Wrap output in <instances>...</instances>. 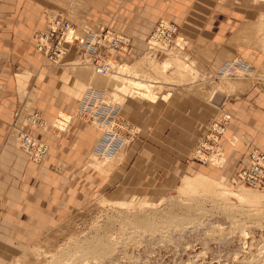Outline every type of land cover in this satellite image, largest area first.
Wrapping results in <instances>:
<instances>
[{
	"label": "crops",
	"instance_id": "0c3cea01",
	"mask_svg": "<svg viewBox=\"0 0 264 264\" xmlns=\"http://www.w3.org/2000/svg\"><path fill=\"white\" fill-rule=\"evenodd\" d=\"M262 1L0 0V260L32 246L88 199L99 196L103 188L108 191L117 178L90 166L89 156L101 137L93 127L74 122L71 131L59 137L43 130L35 132L51 146L47 161L41 165L31 162L12 138L20 127L17 113L21 110L29 115L42 113L50 126L60 117L75 114L88 92L68 67L84 58L74 47L66 46L63 67H53L36 51L31 36L36 30H47V11L64 13L81 37L103 27L130 36L134 54L129 62L146 52L158 23L168 21L178 26L187 56L214 73L238 56H251L244 45L232 46L230 40H253L258 23L251 21L264 10ZM245 28L250 30L243 34ZM224 103L218 114L191 95L162 100L154 109L127 102L124 118L134 131L131 157L124 163L127 179L148 177L156 167L187 171L212 168L195 160L194 153L217 115L231 117L227 136L237 140L235 146L226 144V163L217 168L222 174H235L245 164L242 157L250 149L264 152V95ZM22 129L27 131V125Z\"/></svg>",
	"mask_w": 264,
	"mask_h": 264
},
{
	"label": "rangeland",
	"instance_id": "374dc122",
	"mask_svg": "<svg viewBox=\"0 0 264 264\" xmlns=\"http://www.w3.org/2000/svg\"><path fill=\"white\" fill-rule=\"evenodd\" d=\"M54 16L66 17L57 10L47 11L46 25ZM251 22L259 27L253 40H230L232 46L244 45L249 57L238 56L211 73L193 62L186 49L156 53L158 56L144 52L128 65L122 58L123 66L111 76H116L115 82L111 77L97 79L100 92L107 103L121 109L123 117L131 101L154 109L162 100L191 95L219 114L223 102L264 95V10ZM37 32L42 31H34L31 40ZM140 58L143 62L134 66ZM166 59L188 66L190 76L182 78L175 64L172 66L176 68L166 73L157 69ZM172 69L177 72L174 74ZM138 82L159 87L154 92L157 103L149 101L155 99L136 87ZM27 113L20 111V127H16L12 138L33 162L18 134L24 124L29 126ZM74 122L78 121L73 119L71 125ZM58 127L57 122L46 125L43 131L59 137L65 132ZM131 141L126 140L114 159L99 156L94 150L89 156L90 166L102 175L116 174L113 187L105 192L103 188L99 196L88 199L43 238L22 248L19 255L0 260V264H264V189L236 185V173L226 176L215 166L196 171L156 167L148 177L127 179L124 163L131 157Z\"/></svg>",
	"mask_w": 264,
	"mask_h": 264
},
{
	"label": "built area",
	"instance_id": "2783aa9c",
	"mask_svg": "<svg viewBox=\"0 0 264 264\" xmlns=\"http://www.w3.org/2000/svg\"><path fill=\"white\" fill-rule=\"evenodd\" d=\"M162 22L163 20L158 23L147 41L146 52H152L153 55L161 52L165 54L168 50L180 48L177 44L178 39L181 38L178 34V27L172 23L164 25ZM181 40L184 39L181 38ZM33 44L35 49L42 53L53 67L66 66L65 60L68 55L66 46H72L79 55H84V58L79 62L88 61L93 69L102 76L115 74L119 67L123 66L122 58L127 60L124 64L128 65V59L134 54L133 39L130 36L109 27H103L87 37H81L72 22L64 16L51 17L47 24V30L37 32L33 36ZM185 49L186 46L183 51ZM17 117H20V112L17 113ZM73 119H76L79 124L93 127L101 133L94 149V153L99 156L113 157L124 146L128 138L133 140L134 131L121 114V109L107 103L100 91L89 90L74 117L59 118L63 122V126L62 128L58 127L57 130L69 132L70 129L67 131V128ZM28 121V130L20 129L18 134L23 149L32 157L33 162L39 164L47 160L50 148L34 133L44 130L46 123L40 112L29 115ZM230 121L231 117L226 114L213 120L194 153L195 160L215 167L225 165L226 144L235 146L237 143L236 139L227 136ZM31 128L32 133L30 132ZM215 152L224 158L223 165L216 164L211 158L212 153ZM242 158L245 164L239 167L234 175L235 184L264 189V152L256 148L250 149L248 154Z\"/></svg>",
	"mask_w": 264,
	"mask_h": 264
},
{
	"label": "bare ground",
	"instance_id": "6f19581e",
	"mask_svg": "<svg viewBox=\"0 0 264 264\" xmlns=\"http://www.w3.org/2000/svg\"><path fill=\"white\" fill-rule=\"evenodd\" d=\"M263 22V21H262ZM164 25L166 24V25H168V24H170V22H168V21H165V20H163V22H162ZM253 26V25H252ZM255 26V25H254ZM246 27H247V25H246ZM251 27V26H250ZM244 28V27H243ZM257 28H259V27H257ZM264 28V27H263ZM251 29H252V27H251ZM242 30V29H241ZM244 30V29H243ZM249 30H250V28H249ZM249 30L248 29H246L245 28V30H244V33L243 34H246L245 33V31H248L249 32ZM254 31V30H253ZM242 33H240V34H242ZM238 37V36H237ZM240 37V36H239ZM237 39H239V38H237ZM181 40V38L180 39H178V41H177V44H178V46L180 47V48H175V49H172V50H179V51H181V52H184L183 51V48L186 46L185 44V41L184 40H182V42L181 43H183L185 46L184 47H182L180 44H179V41ZM240 40H242V39H240ZM153 44H154V42H153ZM171 51V50H170ZM167 52H169V50L168 51H166V53ZM147 53H152V52H147ZM148 56V55H147ZM152 56H153V54H152ZM156 58V57H155ZM145 59V58H144ZM168 59H166L165 61L166 62H162L161 64L162 65H160L159 63H157V64H159L158 65V67L159 68H157L156 67V64H155V67L157 68V69H162L163 70V72L164 73H166L170 68H173L175 65H177L176 67H178L179 68V70H178V73H180V75H181V77L182 78H185L186 76H190V74H189V71H188V66L186 67L185 65H182L181 63H175L174 62V60H172L174 63L172 64V61L170 62V61H167ZM86 62H88V61H86ZM84 63V62H75L74 63V65H68V67L70 68V70H72V72H74V74L81 80V81H83L84 82V84L86 85V86H88V87H91V89H94V90H96V91H102V90H100V89H102V88H100L101 86H100V82L97 80V79H100V78H108L109 79V77H111V76H113L114 74H112V75H108V76H102V75H99L94 69H93V67L91 66V64L88 62V64L87 63ZM141 62H143V59H141L140 61H138L137 63H136V65H134V66H137V65H139ZM82 64H87V65H89V66H82ZM175 64V65H174ZM81 65V66H80ZM154 65V64H153ZM172 65H174V66H172ZM152 66V65H151ZM153 67V66H152ZM155 67H153V68H155ZM176 67H174V68H176ZM128 68H130V67H128ZM161 69H160V71H161ZM172 70H174V69H172ZM190 70V69H189ZM177 72V71H176ZM175 72V70H174V74L176 73ZM171 73V72H170ZM92 74V75H91ZM116 74V73H115ZM169 74V73H168ZM167 75V74H166ZM179 74H178V76H180ZM168 76V75H167ZM116 76H114L113 78H115ZM113 78L111 77V80L112 81H114L115 82V80H113ZM180 78V77H179ZM151 84H154V83H151ZM151 84H145V82L144 83H142V82H138L137 83V85H136V87H138L139 89H142V90H145L146 92H147V94H148V96H149V98L150 99H157L156 98V96H154L155 94H154V92H155V90L156 89H159V87H155V86H153V85H151ZM104 92V91H103ZM105 93V92H104ZM65 119H68V118H66V117H64ZM58 125H59V127L61 128L62 126H63V122L61 121V120H59V122H58ZM122 148H123V146H122ZM121 148V149H122ZM121 149H120V151H121ZM119 151V152H120ZM118 152V153H119ZM117 153V154H118ZM116 154V155H117ZM115 157V156H114ZM211 158L216 162V164H218V165H223L224 164V158L220 155V154H218L217 152H215V153H212V155H211ZM132 233V232H131ZM169 240V239H168ZM149 244V243H148ZM263 246V245H262ZM95 247V246H94ZM93 248V247H92ZM177 248V247H176ZM251 253V252H250Z\"/></svg>",
	"mask_w": 264,
	"mask_h": 264
}]
</instances>
